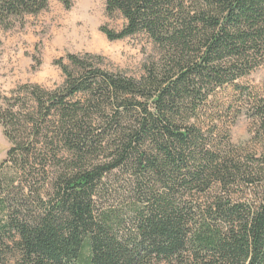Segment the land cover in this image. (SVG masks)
I'll list each match as a JSON object with an SVG mask.
<instances>
[{
	"label": "trees",
	"instance_id": "obj_1",
	"mask_svg": "<svg viewBox=\"0 0 264 264\" xmlns=\"http://www.w3.org/2000/svg\"><path fill=\"white\" fill-rule=\"evenodd\" d=\"M47 3L0 0V25ZM105 12L125 20L101 26L107 39L143 33L162 63L135 79L67 54L59 90L0 93V264H264V150L243 157L226 132L207 139L209 97L264 57V0H106ZM255 105L263 117L264 95ZM19 170L50 181L45 200L14 188ZM113 173L129 178L127 220L97 207Z\"/></svg>",
	"mask_w": 264,
	"mask_h": 264
},
{
	"label": "rangeland",
	"instance_id": "obj_2",
	"mask_svg": "<svg viewBox=\"0 0 264 264\" xmlns=\"http://www.w3.org/2000/svg\"><path fill=\"white\" fill-rule=\"evenodd\" d=\"M105 5L106 0H70L67 8L60 0H48L47 6L39 12L10 18L8 26L0 25V93L10 96L12 91L21 92L19 86L23 84L37 85L48 92L59 90L65 76L57 62L68 64L67 54H88L91 57L87 59L103 70L135 79L144 75L151 64L162 63L163 53L143 33L121 40L107 39L101 26L120 30L125 20L117 12L107 15ZM259 60L247 75L217 89L209 97L216 129L207 139L221 141L226 132L234 145L231 150L243 157L258 156L264 150V116L254 112L256 102L264 95V57ZM17 96L21 101L23 95ZM27 102L28 106H33L31 101ZM203 120L210 124L207 119ZM30 138L37 140L33 136ZM8 148L0 126V162L5 159ZM36 154L28 162L39 170L43 156L37 151ZM46 162L45 170L50 178L51 172L57 169L54 166L57 161L46 158ZM18 173L14 179L9 172L8 179L11 178L14 188L23 189V196H30L33 201L29 193L32 187L40 188L43 200L47 198L45 193L50 192V181H42L41 175L32 179L29 173L21 170ZM127 178L125 174H109L96 196L97 207L114 210L126 220L131 217L128 207L134 201ZM3 188L8 189L7 186ZM0 196L4 195L0 193ZM5 264L17 263L10 259Z\"/></svg>",
	"mask_w": 264,
	"mask_h": 264
}]
</instances>
